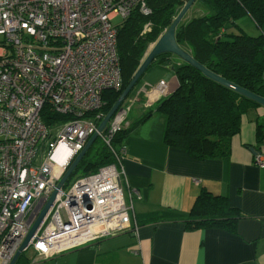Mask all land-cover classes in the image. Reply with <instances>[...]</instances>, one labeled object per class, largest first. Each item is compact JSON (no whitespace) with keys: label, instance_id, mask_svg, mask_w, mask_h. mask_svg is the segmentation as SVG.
I'll return each mask as SVG.
<instances>
[{"label":"built area","instance_id":"2783aa9c","mask_svg":"<svg viewBox=\"0 0 264 264\" xmlns=\"http://www.w3.org/2000/svg\"><path fill=\"white\" fill-rule=\"evenodd\" d=\"M137 8L150 13L146 0H0V264L12 262L91 137L111 147L125 127L132 104L100 133L97 111L106 90L121 89L118 26ZM48 108L68 121L48 127ZM124 153L57 192L29 246L34 263L133 228L118 169Z\"/></svg>","mask_w":264,"mask_h":264},{"label":"trees","instance_id":"16d2710c","mask_svg":"<svg viewBox=\"0 0 264 264\" xmlns=\"http://www.w3.org/2000/svg\"><path fill=\"white\" fill-rule=\"evenodd\" d=\"M197 1L204 11L210 13L181 22L176 32L178 44L211 72L264 98V0ZM187 2L146 0L149 14L137 8L118 26L117 53L122 86L119 91L106 90L103 93V105L97 113L104 117L109 113L133 79L151 45L171 26ZM245 16H249L257 26L258 36L249 35L238 24ZM173 59L176 56L163 54L152 62L148 70L172 66ZM173 70L177 86L171 94L118 131L112 138L111 147L98 138L65 187L70 188L77 180L96 174L102 167L117 164L126 139L154 114L164 119L163 142L169 147L184 151L198 161L228 160L231 157L233 139L242 133L245 119L252 111L264 110V106L215 82L185 62ZM68 119V116L55 113L51 108L43 113V122L48 127ZM255 126V144L252 147L264 155V124L257 119ZM243 217L240 210L230 205L228 197L203 189L188 214L157 211L138 215L136 221L138 226H142L172 220L182 222L189 230L218 228L235 233ZM30 250L25 251L16 264H30Z\"/></svg>","mask_w":264,"mask_h":264},{"label":"crops","instance_id":"0c3cea01","mask_svg":"<svg viewBox=\"0 0 264 264\" xmlns=\"http://www.w3.org/2000/svg\"><path fill=\"white\" fill-rule=\"evenodd\" d=\"M183 63L176 58L172 66L146 71L131 97L136 119L171 94L177 86L173 68ZM257 119L264 124L263 109L245 119L228 160L198 161L166 145L164 119L152 115L124 142L118 167L125 199L133 205L132 227L137 229L38 263L33 262L36 254L31 250L30 264H264V167L256 161L260 154L250 150ZM130 123L127 120L125 127ZM203 189L228 197L230 205L242 212L235 233L218 228L189 230L172 220L138 226V215L157 211L188 214Z\"/></svg>","mask_w":264,"mask_h":264},{"label":"water","instance_id":"95a60500","mask_svg":"<svg viewBox=\"0 0 264 264\" xmlns=\"http://www.w3.org/2000/svg\"><path fill=\"white\" fill-rule=\"evenodd\" d=\"M197 0H188V2L184 5V7L181 9L179 14L176 16L174 19L173 23L171 26L160 36V38L153 44L151 45L149 51L146 53L144 60L142 61L139 69L135 73L133 79L131 82L128 84L126 89L123 91V93L120 95L119 99L117 102L114 104L112 109L109 111V113L105 116L103 121L101 122L99 126V133L103 132L106 127L108 122L111 120V118L114 116V114L117 112V110L122 106V104L127 100L128 96L132 91L138 86L140 83V80L146 73V71L149 69L150 65L152 62L159 56L163 54H170L176 56L177 59H180L181 61L185 62L188 65H191L204 73L208 78L214 80L215 82L226 86L239 94L243 95L244 97L251 99L252 101L264 106V98L261 96H258L226 79L223 77L211 72L208 70L206 67H204L202 64L197 62L194 57L186 50H184L177 42L176 40V32L177 28L179 27L180 23L184 19L186 13L191 9V7L194 5V3ZM98 139V133L93 135L91 139L88 141L84 149L80 152V154L75 158L67 172L64 174L62 177L61 181L57 185V190L52 194L50 199L48 200L46 206L40 213L39 217L37 220L34 222L32 225L28 235L25 237L23 243L21 244L17 254L13 258L12 262L10 264H16L22 254L29 249V246L31 245V241L36 235L40 224L42 223L44 217L46 216L48 210L50 209L51 205L53 204L56 194L59 190H61L69 178L71 177L72 173L74 170L77 168V166L80 164V162L83 160L85 157L86 153L89 151L93 143ZM250 150L256 155L257 152L253 147H250Z\"/></svg>","mask_w":264,"mask_h":264},{"label":"rangeland","instance_id":"374dc122","mask_svg":"<svg viewBox=\"0 0 264 264\" xmlns=\"http://www.w3.org/2000/svg\"><path fill=\"white\" fill-rule=\"evenodd\" d=\"M206 13H210V12L204 11V8L199 5L198 1H196L194 3V5L191 7V9L186 13L184 19L182 20V24L188 22L193 17H199V16L204 15ZM120 22H121V20L119 18L115 19L113 21L114 24H118ZM238 24L240 25L241 28H243L251 36H258L260 34V31L258 30L257 26L255 25V23L253 22V20L249 16H245V17L241 18L238 21ZM3 39H4V36H0V41H3ZM135 90H136V88H135ZM134 93H135V91H133V93L130 95L128 100L125 101L124 105L131 104V97L134 95ZM135 119H136V113H135V110H133L131 112L130 116L128 115V121L131 122V121H134ZM56 131L57 130H55V132ZM45 155H46V152L43 153V157ZM65 188L68 189V187H65Z\"/></svg>","mask_w":264,"mask_h":264},{"label":"flooded vegetation","instance_id":"af4514ba","mask_svg":"<svg viewBox=\"0 0 264 264\" xmlns=\"http://www.w3.org/2000/svg\"><path fill=\"white\" fill-rule=\"evenodd\" d=\"M137 226H135L134 228H132V229H134V230H136L137 228H136Z\"/></svg>","mask_w":264,"mask_h":264}]
</instances>
